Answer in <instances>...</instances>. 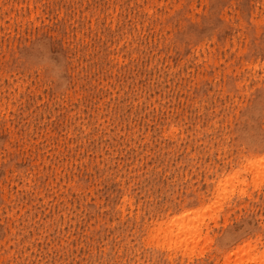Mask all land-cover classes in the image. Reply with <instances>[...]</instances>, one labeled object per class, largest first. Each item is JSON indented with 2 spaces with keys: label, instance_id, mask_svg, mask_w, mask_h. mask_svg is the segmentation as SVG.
I'll use <instances>...</instances> for the list:
<instances>
[{
  "label": "rangeland",
  "instance_id": "obj_1",
  "mask_svg": "<svg viewBox=\"0 0 264 264\" xmlns=\"http://www.w3.org/2000/svg\"><path fill=\"white\" fill-rule=\"evenodd\" d=\"M262 159L264 0H0V264L264 254Z\"/></svg>",
  "mask_w": 264,
  "mask_h": 264
},
{
  "label": "bare ground",
  "instance_id": "obj_2",
  "mask_svg": "<svg viewBox=\"0 0 264 264\" xmlns=\"http://www.w3.org/2000/svg\"><path fill=\"white\" fill-rule=\"evenodd\" d=\"M262 160H263V162H264V159H262ZM258 162H259V161H258ZM261 162H262V161H261ZM261 162H259V163H261ZM257 164H258V163H257ZM257 164H256V162H253V163L250 164V167H251V168H254V170L256 169V170H255L256 172H254V174H256L257 177H258V175L260 176V175H261V172L264 171V167H262L263 170L261 171V168H259V166H258ZM250 167H247V169H249ZM251 168H250V169H251ZM252 171H253V170H252ZM234 173H237V172H234ZM231 175L233 176V173H232ZM239 175H240V173H239ZM241 175H242V174H241ZM256 175H255V176H256ZM232 176H230V177L228 176V177L231 178ZM262 176H264V175L262 174V175L260 176V178H262ZM233 177H235V176H233ZM233 177H232V178H233ZM239 177H241V176H239ZM236 178H238V173H237V177H236ZM242 178H244V177H242ZM224 179H225V178H224ZM224 179H223V180H224ZM227 179H228V178H227ZM255 179H256V178H255ZM225 180H226V179H225ZM225 180H224V181H225ZM241 180H242V179H241ZM243 180H245V179H243ZM256 180H257V179H256ZM228 181H229V180H228ZM234 181H235V182H236V181L239 182V178L236 179V180L234 179ZM225 183H226V181H225ZM228 183H229V182H228ZM228 183H227V186H229ZM241 183H244V182L240 181V184H241ZM218 184H219V183H218ZM222 184L224 185V183H222V182L220 181V185H221L220 187H222ZM232 184L235 185V186L237 185V184L233 183V180H231V184H230V185H232ZM233 185H232V186H233ZM224 186H225V185H224ZM243 186H244V185H243ZM217 188H219V187H217ZM224 188H225V187H224ZM227 188H228V187H227ZM231 188H232V187H231ZM231 188H230V189H231ZM233 188H234V187H233ZM220 189H221V188H220ZM230 189H229V190L226 189V190L230 191ZM232 190H235V188H234V189H231V191H232ZM228 191H224V190H222V192L220 191V194H219V195H221L222 193H225V192L227 193ZM231 191H230V192H231ZM234 192H235V191H234ZM234 192H232V193H234ZM229 194H230V193H229ZM232 195H233V194H232ZM225 196L227 197L226 194H225ZM225 196H224V199H226ZM222 197H223V196H222ZM230 197H231V196H230ZM227 199H228V197H227ZM209 207L211 208V207H213V206H210V205H209ZM207 208H208V207H207ZM207 208H206L205 210H208V211H209V208H208V209H207ZM211 209H212V208H211ZM192 211H193V210H192ZM208 211H207V212H208ZM190 212H191V211H190ZM202 212H203V210H202V211L200 210L198 213L195 212V214L201 215ZM200 213H201V214H200ZM204 213H205V216H206V214H208V213H206V211H205ZM204 213H203V214H204ZM185 214H186V213H185ZM185 214H182L181 216H177V217L174 218V219L172 220V222H170V223L168 222V223L170 224V226H171V224L177 226V229H178V230L175 231L176 234L173 233L172 229L167 230V229L170 228V226H169V227L166 229L167 231L165 230V231H166L165 233H164V231H163V235H165V236L162 235V236H163L162 238H163V239L165 238V240L168 239V240H169V241H168L169 245H170V244L172 245L173 242H174V244L179 245V247H180L182 250H185L186 247H189V246H188L189 244H192V245H190L191 247H189V248H191L192 251H195V252H196V250H194V248H195L194 246L197 245L199 242L197 243V241H196V243H195L194 241L200 239V238H199V239H196L199 235L202 237V235L200 234V233H201L200 230L202 231V229L197 228V231H198V232L196 231V227H199V225H200V224H199V225L197 226V222H196V221H197V218H198L199 216H198V217H197V215L195 216V214H194V212H193L192 214H193V216H195V217H193V219H192L191 216L189 217V215H191V214H189V215L186 214L189 218H191V220H193V221H192V222H193V225H192V222H191V220H190L189 218H188V220L191 222V224L189 223L188 220H186V219H187V218H186L187 216H186ZM196 217H197V218H196ZM201 217H204V216L201 215L200 218H201ZM194 218H195V219H194ZM206 218H208V217H204V219H206ZM198 219H199V218H198ZM202 219H203V218L199 219V221L201 222ZM204 219H203V220H204ZM194 220H195V221H194ZM199 221H198V222H199ZM194 223H195V224H194ZM201 223H202V222H201ZM204 224H205V223H204ZM204 224H203V225H204ZM207 224H208V223H206V225H207ZM195 225H196V226H195ZM203 225H202V226H203ZM175 226H173V230H174V227H175ZM207 226H208V225H207ZM171 228H172V226H171ZM205 228H208V227H204V229H205ZM198 229H199V230H198ZM206 230H207V229H206ZM178 231H179V233H178ZM180 232H181V233H180ZM182 232L184 233V235H183L184 237H181V235L183 234ZM196 232H197V233H196ZM199 232H200V233H199ZM158 233H160V232H158ZM158 233H157V234H158ZM179 234H180V236H179ZM202 234H203V233H202ZM159 235H161V234H158L157 237H156V239L159 237ZM178 236H179V237H178ZM204 237H205V235H204ZM204 237H203V238H204ZM158 239H161V238L159 237ZM204 239H205V238H204ZM165 240H164V241H165ZM209 240H210V239H209ZM164 241H163V243H164ZM199 241H200V240H199ZM202 241H204V240H202ZM193 243H194L195 245H194ZM164 245H165V244H164ZM171 245H170V246L167 245V247H168L167 250H170L169 247L171 248ZM174 246H175V245H174ZM172 247H173V246H172ZM183 247H184L185 249H183ZM196 247H197V246H196ZM165 248H166V247H165ZM173 248L175 249L176 247H173ZM180 248H179V249H180ZM197 248H198V247H197ZM244 248H245V247H244ZM181 249H180V253H181V251H182ZM172 250H173V249H172ZM177 250H178V249H177ZM187 250H188V249H186V251H187ZM241 250H242V249H241ZM250 250H251V249H249V248H247V249L245 248V249H244V252H243L244 255H242V257L244 256L243 258H245L246 255H247L246 259L252 258V259H253L252 261H253V262L255 261L254 264H255L256 262H259L260 264H263V263H264V254H263V253H262V254L260 253L261 255H257V254H255V253L252 254L251 251H253V250H251V251H250ZM170 251H171V250H170ZM175 251H176V249H175ZM175 251H174V252H175ZM186 251H185V253H187ZM174 252H171V253H174ZM188 252H191V251L188 250ZM237 252H239V251H237ZM240 252H241V251H240ZM253 252H254V251H253ZM191 253L193 254V252H191ZM191 253H189V254L187 253V254L193 256ZM177 254H178V253H177ZM183 254H184V253H183ZM251 254H252V255H251ZM174 255H176V254H174ZM185 255H186V254H185ZM188 255H187V256H188ZM231 255H232V254H231ZM183 256H184V255H183ZM235 256H236V255H235ZM233 257H234V256H233ZM237 257H238V258H237L238 260L236 259V260H237L236 263H238L240 259H241V263H242V260H244V259H243L242 257L239 258V256H237ZM248 257H249V258H248ZM189 258H190V257H189ZM227 258H228V257H227ZM230 258H231V256H230ZM230 258H229V259H230ZM234 258H235V257H234ZM231 259H233V258H231ZM227 260H228V259H227ZM249 260H250V259H249ZM245 261H246V260H245ZM245 261H243V262H245ZM230 262H231V261H230ZM230 262H229V263H230ZM249 262H251V261H249ZM236 263H235V264H236ZM239 263H240V262H239ZM239 263H238V264H239ZM251 264H252V263H251Z\"/></svg>",
  "mask_w": 264,
  "mask_h": 264
},
{
  "label": "clouds",
  "instance_id": "obj_3",
  "mask_svg": "<svg viewBox=\"0 0 264 264\" xmlns=\"http://www.w3.org/2000/svg\"><path fill=\"white\" fill-rule=\"evenodd\" d=\"M37 62L34 67L46 72L49 77L53 80H62L64 77V70L60 66H54L51 61L47 58V55L40 50L35 53Z\"/></svg>",
  "mask_w": 264,
  "mask_h": 264
}]
</instances>
